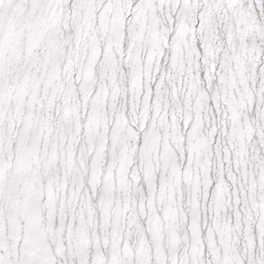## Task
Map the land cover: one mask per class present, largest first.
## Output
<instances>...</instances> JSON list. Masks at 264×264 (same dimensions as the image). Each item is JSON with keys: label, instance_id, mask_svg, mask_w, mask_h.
Returning a JSON list of instances; mask_svg holds the SVG:
<instances>
[{"label": "snow or ice", "instance_id": "obj_1", "mask_svg": "<svg viewBox=\"0 0 264 264\" xmlns=\"http://www.w3.org/2000/svg\"><path fill=\"white\" fill-rule=\"evenodd\" d=\"M0 264H264V0H0Z\"/></svg>", "mask_w": 264, "mask_h": 264}]
</instances>
